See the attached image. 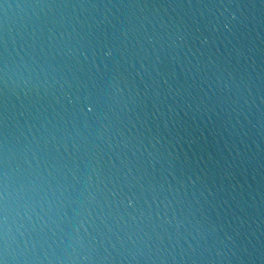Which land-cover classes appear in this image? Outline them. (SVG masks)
I'll return each instance as SVG.
<instances>
[{
	"label": "water",
	"instance_id": "95a60500",
	"mask_svg": "<svg viewBox=\"0 0 264 264\" xmlns=\"http://www.w3.org/2000/svg\"><path fill=\"white\" fill-rule=\"evenodd\" d=\"M0 264H264V0H0Z\"/></svg>",
	"mask_w": 264,
	"mask_h": 264
}]
</instances>
